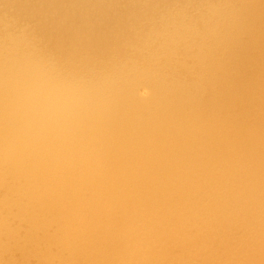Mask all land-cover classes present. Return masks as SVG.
<instances>
[{
  "label": "bare ground",
  "instance_id": "bare-ground-1",
  "mask_svg": "<svg viewBox=\"0 0 264 264\" xmlns=\"http://www.w3.org/2000/svg\"><path fill=\"white\" fill-rule=\"evenodd\" d=\"M0 264H264V0H0Z\"/></svg>",
  "mask_w": 264,
  "mask_h": 264
}]
</instances>
